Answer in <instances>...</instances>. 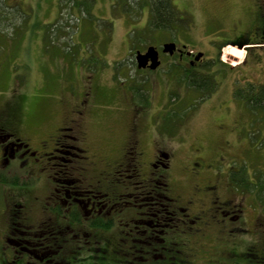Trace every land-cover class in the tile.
<instances>
[{"label":"rangeland","instance_id":"obj_1","mask_svg":"<svg viewBox=\"0 0 264 264\" xmlns=\"http://www.w3.org/2000/svg\"><path fill=\"white\" fill-rule=\"evenodd\" d=\"M150 1L0 0V121L9 123L10 128L12 124V130L32 149L55 135L57 127L71 126L64 133L80 136L81 142L75 145L87 149L86 162L91 164H83V174L78 167L82 165L80 159L54 151L56 158L48 163L56 166L46 175L59 178V171L67 167L72 177L84 178L83 185L95 183L97 172L105 164L122 160L121 149L129 137L139 139L145 166L157 147L169 152L171 193L184 206L191 200L188 211L193 215L199 212L198 219L192 225L180 222L173 227L166 241L176 246L163 251L158 259L134 250L138 245H132L129 228L121 226L135 216L133 210L120 213L118 222L123 223L119 227L94 231L74 225L69 232L79 239L73 246L78 240L89 241L90 249H97L94 252L85 245L79 264H261L264 137L255 136L256 123L248 124L250 114L248 136L240 140L238 134H227L228 126L238 124L239 111L228 113L234 109L226 64L231 57L223 47L232 38L234 26L242 28L255 16L259 2L169 0L178 12L176 21L170 29H153ZM171 41L188 51L203 53L205 60L194 73L198 79L202 73L209 74L214 82L211 88H190L183 75L175 76L179 72H175L174 57L161 50L164 62L157 69L147 72L137 68L136 51L145 52L148 46L161 49L163 43ZM229 50L238 57L244 54ZM253 72L247 71L246 77L258 78ZM82 98L86 100L78 108ZM80 109L82 114H78ZM66 140L64 143L74 144L71 137ZM226 143L229 147L223 149ZM246 144L249 147L243 151ZM52 147L48 144L46 151L51 152ZM192 160L203 165L195 183L194 172L189 174ZM230 166L231 185L225 177ZM234 175L238 180L233 181ZM254 176L257 183L250 179ZM240 177L244 182H239ZM124 179V184H129L128 178ZM124 184L122 192L127 194L129 189ZM204 185L213 187L203 190ZM28 186L32 188V184ZM34 187L16 200L26 205L28 221L38 224L47 217L38 202L50 188L49 179L44 177ZM102 189L106 191L103 185ZM252 190L261 197V205ZM213 199L220 205L228 200L234 209L232 218L224 220L214 213ZM53 222L64 225L60 219ZM70 246L69 241L64 250L68 258ZM103 250L105 253L100 252ZM134 254L149 259L127 262ZM10 255L0 249V264L4 259L9 261Z\"/></svg>","mask_w":264,"mask_h":264},{"label":"flooded vegetation","instance_id":"obj_2","mask_svg":"<svg viewBox=\"0 0 264 264\" xmlns=\"http://www.w3.org/2000/svg\"><path fill=\"white\" fill-rule=\"evenodd\" d=\"M258 2L259 10L255 16L250 17L248 24H244L242 28L234 26L232 38L223 45V47L234 48L244 53L238 57L227 52L231 58L226 63L228 75L231 78L229 80L230 103L234 102V109L230 108L228 113L232 115L239 111L238 124L233 127L228 126L227 134L228 132L238 134L240 140H243L246 135L248 136L250 131L247 126L248 114H250L248 115L250 120L248 124L256 123L255 136L264 137V2L259 0ZM156 49L160 60L159 67L164 62V57L160 54L162 46L161 49ZM161 53L174 57L175 72H179L175 76L178 74L182 76L185 71L189 70L198 71L196 66L201 65L205 60L203 55L199 59L196 58L199 52L188 51L186 46L179 47L177 44L172 54L162 51ZM150 63L149 60L146 67L137 68L147 72L158 68L150 69L148 67ZM251 68L254 69L253 74L257 73L258 78L255 80L246 77V72L252 71ZM84 100L86 99L80 100L81 104L78 103V108L82 107ZM78 112V114H82L81 109ZM7 124L9 123L0 121V249L6 253L7 251L11 252V259L9 261L4 259L3 264L52 263L55 248L63 247L65 249V246L69 244L70 216L74 211L82 218L81 225L74 223L76 227L87 226L96 231L100 228H91L89 223L92 221L96 219L104 222L111 220L112 227H116V225L119 227L123 223L118 222L120 213L124 210H133L135 216L129 218L133 224L127 220L121 226L129 228L127 235L131 236L132 245H138L134 250L153 253L160 249L165 251V249H172L173 246H176L175 242L166 241L167 233L178 223L187 222L192 225L199 217V212L193 215L188 211L191 207L189 205L191 200L186 201L184 206L180 198L171 193L168 179V175H171L168 151L157 147L154 156L145 166L141 159L143 152L139 149V139L129 137L121 149L122 160L112 165L105 164L103 169L97 172L95 183L83 185L84 178L72 177V172L67 167L59 171L62 174L59 178H55L52 174L46 175V172L53 170L56 166V164L48 163L50 158H56L53 155L54 151L67 152L73 158L80 159L82 165L78 167L81 173L86 170L83 164H91L86 162L85 152L87 149L75 145L78 141L81 142L80 136L75 133H72L71 136L64 133L65 130L70 131L71 126L68 128L57 127L55 135L41 141L40 148L32 149L26 141L16 135L15 130H12L15 129L12 128L14 126L10 124L12 126L10 128ZM78 133H82V131L78 129ZM67 136L71 137L74 144L64 143L68 141L66 140ZM48 144L53 146L51 152L46 151ZM248 145H244L243 151L249 147ZM228 147L229 145L226 143L223 149ZM43 158L46 159L44 163L42 162ZM191 164L189 174L194 172L195 183L199 177L198 174L202 173L203 165L193 160ZM143 167H146L145 171ZM232 169L233 167L230 166L225 172L226 183L229 185L232 183L230 179L233 178ZM44 177L49 179L50 188L38 203L41 204L42 211L47 217L38 224H33L28 221L26 205L22 201L16 200V197L32 192L34 186L39 184ZM125 177L128 178L129 184H124L127 181L124 179ZM236 177L234 175L233 181L238 180ZM254 178L255 176L250 177L257 183L258 178ZM121 181L126 185L125 189H129L127 194L122 192ZM239 182H244L241 177ZM30 184H32V188L27 189ZM102 185L106 191L102 189ZM196 185L193 186L196 187ZM14 187L17 190L13 189ZM212 187L204 185L203 190ZM124 196L128 199H125ZM254 196L257 204L261 205V197L256 194ZM34 198L39 199L37 195ZM212 202L214 213L221 215L224 220L232 218L230 212L233 207L230 206L228 200L222 202L221 205L214 199ZM113 212L116 215L115 213L113 215ZM59 219L64 222L61 227L53 222V220ZM22 236L26 238H22ZM61 242H63L62 246ZM153 257H161V254L153 255Z\"/></svg>","mask_w":264,"mask_h":264},{"label":"trees","instance_id":"obj_3","mask_svg":"<svg viewBox=\"0 0 264 264\" xmlns=\"http://www.w3.org/2000/svg\"><path fill=\"white\" fill-rule=\"evenodd\" d=\"M150 13H151V18H150V27L153 29H170L171 24L174 23L176 21V18L178 16V12L173 8V6H171V4L169 3V0H151L150 1ZM187 72V73H186ZM201 74V73H200ZM183 79H185L187 81V84L190 88H200V87H209L211 88L214 85V82L212 80V78L210 77V75L202 73L200 75V79H198L196 77V74L194 73V71L192 72L191 70L189 71H185V74H183ZM251 192H255V191H251ZM262 200V199H261ZM102 221V220H100ZM98 219L92 221L91 223H89L90 227H98L100 229L98 230H106L112 227L113 223L111 222V220H108L106 222L102 221L100 222ZM70 222H71V228H73V226L79 225L82 223V218H80L79 214L74 211L71 216H70ZM75 223V224H74ZM75 225V226H76ZM75 234V235H73ZM79 239V236H77L76 233H70V257L68 258L66 255L64 256L65 252H64V248L61 247L60 249L56 248L55 252H54V256H56L55 254H59L60 255V259H55L57 257H55L53 259V262L50 264H79L82 260V250L84 248V246L86 245L88 250H92L90 249V244L87 242L89 241H85L83 243L80 242V240H78V243L73 246V243H76V240ZM62 246V243H61ZM97 249H94L92 251H96ZM166 251L168 250H173V249H165ZM164 251V253L166 252ZM101 253H105V251H100ZM144 252V251H143ZM61 253V254H60ZM148 254V256H158V255H164L163 251L157 250L153 252H146ZM163 253V254H162ZM159 257H153L152 259H158ZM147 259H149V257L144 256V255H133L131 256V260H128L127 262L132 263V262H136V263H140V261L144 262ZM156 261V260H155ZM60 262V263H58ZM142 264V263H140ZM261 264H264V260L261 261Z\"/></svg>","mask_w":264,"mask_h":264},{"label":"water","instance_id":"obj_4","mask_svg":"<svg viewBox=\"0 0 264 264\" xmlns=\"http://www.w3.org/2000/svg\"><path fill=\"white\" fill-rule=\"evenodd\" d=\"M176 49V44L174 42H166L162 45V52L172 54ZM203 53L199 52L196 55V58L199 59ZM150 60V64L148 67L150 69H155L160 64V60L158 59V51L154 46H148L145 52L141 53L140 51H136L135 53V62L138 68L146 67L147 62Z\"/></svg>","mask_w":264,"mask_h":264},{"label":"bare ground","instance_id":"obj_5","mask_svg":"<svg viewBox=\"0 0 264 264\" xmlns=\"http://www.w3.org/2000/svg\"><path fill=\"white\" fill-rule=\"evenodd\" d=\"M161 51H162V49H161ZM225 51V50H224ZM226 52V51H225ZM227 52L229 53V54H233V55H237V53L236 52H233V51H231V50H229V48L227 49ZM165 53V52H164ZM227 55V54H226ZM238 56V55H237ZM230 59V58H229ZM234 65V64H233Z\"/></svg>","mask_w":264,"mask_h":264}]
</instances>
